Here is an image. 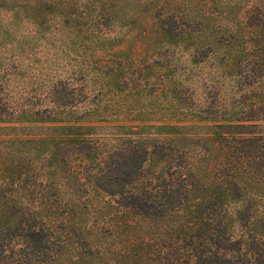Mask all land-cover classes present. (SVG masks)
I'll return each mask as SVG.
<instances>
[{
  "label": "trees",
  "instance_id": "1",
  "mask_svg": "<svg viewBox=\"0 0 264 264\" xmlns=\"http://www.w3.org/2000/svg\"><path fill=\"white\" fill-rule=\"evenodd\" d=\"M40 2L95 34L42 109L0 87V264H264V0Z\"/></svg>",
  "mask_w": 264,
  "mask_h": 264
},
{
  "label": "rangeland",
  "instance_id": "2",
  "mask_svg": "<svg viewBox=\"0 0 264 264\" xmlns=\"http://www.w3.org/2000/svg\"><path fill=\"white\" fill-rule=\"evenodd\" d=\"M29 1L26 9H17L19 15L13 19L14 0H0V87H4V100L9 107L42 109L53 88L80 87L77 71L89 64L86 57L83 60L75 54V49L82 50L84 38H92L89 36L95 32H87L85 26L78 32L74 26L61 25L52 14L47 15L39 30L29 15L41 12L44 5L40 0ZM75 5L80 11L82 5ZM26 11L31 13L27 15ZM72 21L68 24L73 25ZM72 75L76 79L72 80Z\"/></svg>",
  "mask_w": 264,
  "mask_h": 264
}]
</instances>
